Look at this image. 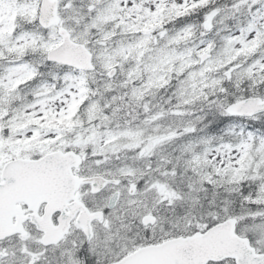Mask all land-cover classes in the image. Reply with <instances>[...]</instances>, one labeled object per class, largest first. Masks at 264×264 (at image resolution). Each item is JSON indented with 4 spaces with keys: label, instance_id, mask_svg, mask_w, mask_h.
Returning <instances> with one entry per match:
<instances>
[{
    "label": "snow or ice",
    "instance_id": "1",
    "mask_svg": "<svg viewBox=\"0 0 264 264\" xmlns=\"http://www.w3.org/2000/svg\"><path fill=\"white\" fill-rule=\"evenodd\" d=\"M0 264H264V0H0Z\"/></svg>",
    "mask_w": 264,
    "mask_h": 264
}]
</instances>
